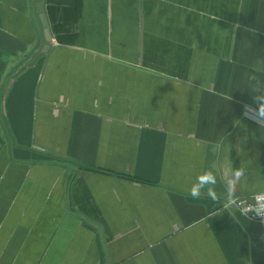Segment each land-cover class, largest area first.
I'll return each mask as SVG.
<instances>
[{
	"label": "crops",
	"instance_id": "crops-1",
	"mask_svg": "<svg viewBox=\"0 0 264 264\" xmlns=\"http://www.w3.org/2000/svg\"><path fill=\"white\" fill-rule=\"evenodd\" d=\"M40 1L28 66L0 0V264H264L229 205L264 187V0Z\"/></svg>",
	"mask_w": 264,
	"mask_h": 264
},
{
	"label": "clouds",
	"instance_id": "clouds-1",
	"mask_svg": "<svg viewBox=\"0 0 264 264\" xmlns=\"http://www.w3.org/2000/svg\"><path fill=\"white\" fill-rule=\"evenodd\" d=\"M261 111L264 112V109H261ZM227 183L229 186V194L231 191V186L237 183L243 185L245 183L244 168L241 167L234 169L231 175L228 177ZM215 184H216V178L212 175L211 172L198 173L196 179L191 182L188 191L191 196L197 197L201 194L202 190L205 189L207 185H215ZM207 194L213 196V198L215 196L212 188L207 189ZM253 199L255 201L253 207L258 211L264 210V187H260L253 192ZM231 203L232 201L230 199L229 204Z\"/></svg>",
	"mask_w": 264,
	"mask_h": 264
},
{
	"label": "built area",
	"instance_id": "built-area-1",
	"mask_svg": "<svg viewBox=\"0 0 264 264\" xmlns=\"http://www.w3.org/2000/svg\"><path fill=\"white\" fill-rule=\"evenodd\" d=\"M254 204L255 201L252 195L233 199L229 205L245 214L251 221L259 223L264 228V210L258 211L253 207Z\"/></svg>",
	"mask_w": 264,
	"mask_h": 264
},
{
	"label": "water",
	"instance_id": "water-1",
	"mask_svg": "<svg viewBox=\"0 0 264 264\" xmlns=\"http://www.w3.org/2000/svg\"><path fill=\"white\" fill-rule=\"evenodd\" d=\"M32 6L35 8L37 14L39 15V19L41 22L42 26V34L44 37V42H45V48L41 49L37 54H35L31 59V61L28 63V66L32 65L38 58L46 55L50 49V38L47 36L45 29L47 28L46 22L44 19V1L41 2L40 0H33ZM37 44L34 45V48H36Z\"/></svg>",
	"mask_w": 264,
	"mask_h": 264
}]
</instances>
